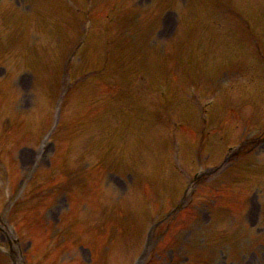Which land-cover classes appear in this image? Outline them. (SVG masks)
<instances>
[{
	"label": "rangeland",
	"instance_id": "rangeland-1",
	"mask_svg": "<svg viewBox=\"0 0 264 264\" xmlns=\"http://www.w3.org/2000/svg\"><path fill=\"white\" fill-rule=\"evenodd\" d=\"M63 1L68 8L75 10L77 5L81 9L85 5V0H75L77 4ZM103 1L88 0V4L98 8ZM17 2L21 7L19 10L24 13L30 10L29 3H34L31 0ZM126 2L137 11L132 20L135 27L127 25L124 29L133 45L138 42L134 32L142 35L138 37L139 48L145 47L146 40L151 47L167 44L170 59L164 64L162 72H154V76L160 78L145 83L137 74H134V80L123 77L120 88H116L118 95L112 96L108 88L112 81L100 79L104 63L93 59L88 61L81 52L86 44L101 43L108 29L98 26L95 34V29L90 30V21L87 22L85 17L76 27L66 25L63 46L54 53L57 71H53L52 78L56 92L49 105L39 108L34 93L36 89H31L29 77L24 78V85L17 81L9 83L5 78L7 70L0 65V147L3 148L0 150V264H26L23 253L32 243L37 259L35 264H42L40 261L43 264H90V251L97 253V260L103 262L100 264L118 258L119 253L121 264H264V186L258 191L251 190L253 192L248 194L250 201L244 203L245 207L243 203H229L231 209L225 205L218 208L216 203H206L213 198L209 187H204L207 184L214 186L211 180L214 179L217 163L222 162L216 160V156L226 153L232 155L231 160L235 161L234 153L229 154L228 149L239 142V129L247 127L248 134L257 135L259 125L264 123H258V114L250 99L258 91L252 81L253 75L257 74L258 66H264V31L261 27L264 26V8L263 12L250 15L243 8L237 11L235 4L227 0H175V6H172L173 0H123L122 3ZM63 9L64 5L61 11ZM193 23L199 27L195 28ZM226 24L228 28L223 29ZM199 28L211 34L204 47L196 41ZM74 31V38L70 40ZM181 43L192 49L189 53L192 57L199 53L214 61L207 74L194 77L189 72L191 66L186 64L188 56L178 62L181 54L178 46ZM53 46L55 49L57 45ZM81 46L83 48L79 50ZM45 73L40 74L41 84H36L42 89L50 82L45 79ZM170 74L174 77L171 86L167 84ZM200 77L209 80L203 78L201 83ZM242 77L243 84L240 85ZM262 78V73H259L254 80L258 83L256 79L261 81ZM135 86L158 101L157 117L152 115L153 102L147 108L139 104ZM181 94L192 102L188 107H181L182 119L178 115L175 118L174 114L177 101L181 100L178 95ZM215 98L223 103L221 109L208 107L211 101L215 103ZM11 100H15L11 115L14 118L8 123L6 117ZM253 100L259 105L258 92ZM127 102L134 109L136 118V108L141 111L140 124L152 127L169 123L170 127L165 129L169 136L165 158L168 170L178 171L184 167L190 171L189 178L205 170V176H201V181L193 186L198 190L195 198L191 186L186 195H181V184L177 185L175 181L171 186L174 189L170 193L178 194L177 201L182 197L183 205L197 203L199 208L195 219L192 222H187L186 218L179 219L185 221L176 224L172 231L159 229L154 232L147 248H143L141 238L145 239L147 229L144 226L149 218L150 221L165 219L166 227L175 219L169 215L175 205L173 200L164 214L166 203L150 194L146 186L149 178L155 177L160 181L159 188L167 190L162 185L166 184L164 172L158 173L165 160L158 157L148 167L131 155L133 165L120 167L118 164L122 162L117 155L111 157L110 153L101 152V146L100 155L94 156L90 143L86 142L88 136L84 121L92 120L96 126L101 106L104 107L103 113L114 112L125 132L133 134L134 140L142 127L138 121L135 125V118L123 116ZM58 113L60 128L54 133L53 142H41L52 129L53 114ZM18 114H37L39 134L32 141L29 140L31 136H26L19 126L14 128ZM178 124H184L180 132ZM252 137L244 143L242 152L249 155H244L246 158L243 161L250 158L254 166L248 160L249 168H264L261 149L253 143ZM218 139L224 142L220 143V149L216 145ZM178 141L183 145L182 150L177 149ZM140 144L141 138L135 137L132 146L137 148ZM39 145L43 150L38 149ZM116 145V138L109 134L105 138L107 151ZM154 145L151 140L150 148ZM206 157L211 161L205 160ZM223 167L229 170L233 164L228 160ZM6 169L11 170L10 175ZM10 177L15 180L14 185L8 183ZM165 195L163 193L161 197ZM227 195L234 196L233 191H228ZM242 199L240 194L239 202ZM156 204V214L150 213L151 207H156ZM253 206L258 211L251 212ZM140 209L142 217L139 216ZM30 217L39 221L42 229L37 226L32 229L33 225L28 224ZM22 219L26 220L27 226L19 232L25 238L20 245L18 235L8 221L21 227ZM111 219H116L122 228L125 224L128 235L121 237L118 234L120 227L118 231H110L107 225ZM128 220L132 222L131 226H128ZM59 222L60 226H57ZM84 222L85 227L82 225ZM56 236L61 241L67 240V243L53 253L47 248ZM111 239H114L111 244L113 250L102 259V251L106 248L103 253L108 252ZM166 240L168 244L164 245Z\"/></svg>",
	"mask_w": 264,
	"mask_h": 264
}]
</instances>
